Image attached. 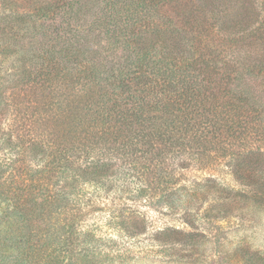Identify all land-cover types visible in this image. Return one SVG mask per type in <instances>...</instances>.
Instances as JSON below:
<instances>
[{"label": "trees", "instance_id": "trees-1", "mask_svg": "<svg viewBox=\"0 0 264 264\" xmlns=\"http://www.w3.org/2000/svg\"><path fill=\"white\" fill-rule=\"evenodd\" d=\"M13 1L0 0V49L30 54L10 68L0 150L23 166L0 159V197L35 225L27 264L79 248L86 264H264V0ZM198 191L210 208L195 225ZM98 204L127 212L110 255L79 241ZM215 221L234 247H214Z\"/></svg>", "mask_w": 264, "mask_h": 264}, {"label": "rangeland", "instance_id": "rangeland-1", "mask_svg": "<svg viewBox=\"0 0 264 264\" xmlns=\"http://www.w3.org/2000/svg\"><path fill=\"white\" fill-rule=\"evenodd\" d=\"M231 1L232 5L235 9L238 8L242 0H228ZM16 0L13 1V11L14 13L21 11V8L15 7ZM21 2H18L20 4ZM11 7V8H12ZM28 10H31V8H27ZM1 13V12H0ZM2 14H0L1 18ZM5 16V15H4ZM0 26H3L0 25ZM22 32H20L21 34ZM1 42V41H0ZM2 44V43H1ZM8 45L4 46L0 49V108L4 106V99L5 94L11 90V86L13 87L15 84V81L12 80L11 77H9L10 74V68L15 64L19 63L18 57L20 56H27L29 55V51L23 49V48H15L11 47L9 49L7 48ZM5 49V50H4ZM15 51H14V50ZM3 50V51H1ZM18 156H15L9 147L2 148L0 150V159L6 158L11 161H15L16 163H6L7 167H10L11 171H17L18 169L14 168L16 166H23L21 162H18L17 159ZM15 171V172H16ZM23 178L29 179V176L24 174ZM28 179L25 180V182L22 181V183L26 184ZM36 181L34 184H37L38 187H40V184L43 182L41 175H36ZM39 180V181H38ZM196 196L190 199V201H187V205H185L186 208L189 207L190 212L194 215V218L196 219L195 225H200L201 223V213L204 211L205 208H210L209 206H205L201 210H198L199 204L202 202L201 193L202 192H195ZM25 199H32L30 201L26 202V206H29L33 209H40V203L42 196L39 192H36L35 190L25 191L23 193L22 200ZM160 201L152 207V210H157L156 213L151 212L152 215L156 216L158 215V212L160 211H166L168 209V203L165 202L164 199L158 198ZM103 205L98 204L96 205L95 209H90L86 211L88 215V219L86 224H83V221L81 220V224L83 226V229L81 231V234L79 233V241L81 242V246H84L86 243V246H89L90 249L92 247L94 248H100L103 249L105 252H107L109 255L112 254L113 247L115 246L114 240L117 242H122L121 233L119 232V229H122V226L125 227V221H127V212L120 213L116 218L110 217V211L114 209V207H111L112 209H106L101 210L99 207ZM99 209V210H97ZM196 211H198L200 214H197ZM124 221V222H123ZM25 222L20 216L18 215L17 211L13 208V202L1 198L0 197V264H27V260L31 258V252L29 248V243L27 242V229L29 227H35V225L31 222ZM128 224L130 225L129 221ZM228 225V223H222V222H213L209 225V232L211 233V236L209 238L212 239V244L214 247L220 243L227 244L229 246L234 247L236 245V238L230 239L231 241H224L222 236L218 233L216 228L219 225ZM94 226L95 228H90L88 226ZM218 235V237H217ZM220 235V236H219ZM247 240L245 238H240V243H245ZM247 246V243L245 247ZM226 246L223 247L226 254ZM100 249H97L93 255L96 257L98 256V251ZM136 250V248H135ZM90 256L85 253H81L80 248L76 250V253L71 257H59V261L57 262L55 259H48L47 261H42L41 264H51L52 262H56L58 264H86L87 261L90 259ZM212 256L213 252H212ZM224 256L227 255H221L219 258L213 257L211 259V264H229L227 260L224 259ZM231 256H227V259H230ZM100 260V259H99ZM133 261L130 264H161L159 262V259H155V261H151V257L145 258L143 255L140 257H134L132 259ZM105 263L108 264L109 260H104ZM131 261V260H130ZM30 264V263H28ZM231 264H246L243 260H240L239 263H236L235 261H231Z\"/></svg>", "mask_w": 264, "mask_h": 264}]
</instances>
